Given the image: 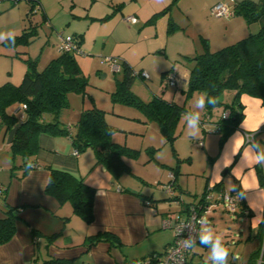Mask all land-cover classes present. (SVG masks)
<instances>
[{
  "label": "crops",
  "instance_id": "crops-1",
  "mask_svg": "<svg viewBox=\"0 0 264 264\" xmlns=\"http://www.w3.org/2000/svg\"><path fill=\"white\" fill-rule=\"evenodd\" d=\"M183 1L56 0L57 6L50 5L49 0H39L41 6L39 10L41 22L53 29L56 22L55 16L63 10V5L68 2L71 15L82 23L79 26L80 29L75 31L73 29L72 34L67 35L81 36L79 54L83 56L82 58L85 59L84 56L88 53L104 52L109 56L117 57L120 62L123 60L131 65L126 51L120 49L118 45L130 42L126 36L136 31L146 43H160V46L161 43H164L167 46L168 21L169 19L175 20L174 22L179 25L177 15L173 11L169 12V6L168 10L153 21L149 19L155 13L168 7L167 5H179L180 9ZM218 1H227L233 7L236 2L241 0H195L194 5L195 3L204 5L206 9L208 5ZM26 3L25 15L29 7L28 1ZM18 8L15 6L10 10H18ZM76 8L79 12L74 14ZM128 15L136 16L137 21H126L125 17ZM186 15L189 18L188 13ZM67 22L70 23L71 20ZM205 22L206 24L199 35L207 39L210 50L215 51L250 33L257 32L264 24V17L252 23H247L240 15H234L230 19L214 17L205 19ZM35 23L37 22L35 21ZM125 23L128 24L125 26ZM189 26V19H187L185 31ZM149 28H152L153 34H148ZM52 34L55 37L53 46L57 52L54 56L56 57L59 54L56 43L60 37L66 35L62 31L56 33L52 31ZM196 49L194 47L193 50H189L188 46L181 45L177 54L192 58L197 54ZM154 52L151 48L147 51V53ZM29 58L32 59L31 56ZM188 65L183 61L182 63L176 62L171 69H168L169 66L162 68L160 81L165 72L172 70L181 77V81L174 87L185 92L189 77ZM25 69L26 67L23 69L24 72ZM17 72L20 73V70ZM12 73L13 70L10 74ZM18 73L16 77H18ZM146 73L148 74L147 71ZM139 77L150 78V76L149 78ZM234 94V90H225L221 95V101L224 104H231ZM238 101L242 105V119L237 128L230 132L222 142H220L219 133H204L202 127L198 138L190 137L187 134L186 122L182 126L180 123L182 118H180L173 143L175 162L176 166L178 165L176 168L168 166L166 169L167 166L163 160L155 158V165H153L155 167H151L152 161L149 159L148 161L151 163L146 165V171L134 172L131 159L124 157L123 160L130 171L115 177L107 171L105 166L96 163V157L91 148H87L76 156L73 154L75 148L68 135L39 134L37 137L38 148L32 157L36 166L31 170H26V159L21 157L19 163L0 173V185L5 188L4 203L7 206L19 208L16 211L15 234L9 241L0 244V264H39L49 258L72 260L73 264H135L137 260L152 253L164 251L165 247L173 240V231L162 227V219L168 214H180L182 205L196 202L207 186L222 187L231 192L236 191L235 188H239V192L247 191L245 196L239 198L246 207L245 211L234 215L240 227L238 228L237 225L234 227V231L231 230V227H224V232L222 231L221 234L223 242L229 250L228 264H264V223H260L255 230L251 227L253 218L258 214H264V165L249 168L241 163V154L247 144V138H249V143L258 141L264 146V104L260 98L246 93L240 94ZM16 107V110L10 109V107L8 111L16 113L17 110H22L20 104ZM189 109L186 110L191 111ZM224 110V105L215 107L208 115L209 118H206L204 109L200 114L201 120L215 124ZM23 114L22 110L20 119ZM105 120L110 124L106 115ZM242 125H245L246 128ZM257 128L259 131L254 132ZM1 130L3 138L7 139L9 131H6L0 124ZM237 131L242 135L244 146L231 153L230 140ZM213 134L219 135L217 148L216 137ZM180 138H185V140ZM200 138L203 139V145L195 143ZM189 141L192 143L190 144ZM198 152H201L204 157L201 167L198 164ZM195 153L197 154L196 159ZM48 166L83 178L86 183L95 187L92 222L87 223L77 216L69 202L60 203L54 196L46 193L45 187L50 177ZM94 166L98 167L99 174L96 176L98 180L92 178L88 182L87 177L91 174V168ZM152 170H155L153 172L156 175L153 179L162 185L163 191V184L169 180V172L175 170V194L181 195L182 204L173 201L166 192L167 196L163 198L161 195H154L147 185L149 184L148 180H146L147 174ZM146 201L149 203L147 204ZM250 201H252L251 206ZM2 207L3 203L0 202V218L5 215ZM222 210H224L222 203H217L211 208V212L205 216L209 225L214 227L218 218L222 217ZM100 231L113 234L118 238L119 244L111 245L106 240L90 238ZM197 244H199L198 241ZM256 251H259L257 257L251 259V255ZM194 255L192 248L188 262L193 264ZM205 261L206 259L201 258L196 264H205Z\"/></svg>",
  "mask_w": 264,
  "mask_h": 264
},
{
  "label": "trees",
  "instance_id": "trees-1",
  "mask_svg": "<svg viewBox=\"0 0 264 264\" xmlns=\"http://www.w3.org/2000/svg\"><path fill=\"white\" fill-rule=\"evenodd\" d=\"M18 1L14 0V2ZM26 1L29 3L26 14L28 22L22 33L15 36V44H11L8 39L3 41L5 44L13 47L27 44L33 33L37 32L36 25H33L34 22L30 16L38 11L35 6L39 4V0ZM168 9L169 6L155 13L149 20L153 21ZM233 11L234 15H240L247 23H252L264 17V0L238 1L233 5ZM176 28H178L176 23L169 19L167 31L170 33ZM71 36L75 39L78 51L59 52L40 71L36 70V62L33 59L25 58L23 61L26 69L20 83L13 84L7 81L0 85V124L9 131L15 124L20 123L9 144L13 156L20 155L25 159L33 157L38 148L37 137L41 133L53 136L68 135L78 153L91 148L94 151L96 163L105 166L107 171L118 177L123 172L130 171L123 160L124 157L135 158L138 152L112 140L114 127L106 122L104 110L96 106L83 109L74 134L71 133L69 126L63 125L59 120L62 109L69 104L68 93L85 92L88 83L75 56L80 53L81 36ZM201 43L202 52L192 58L186 57L189 61V77L185 93L188 97L193 92H206L218 98L215 106L206 104V115H209L213 108L224 105L228 115L225 118L220 117L217 121L220 127V142H222L237 128L242 119V105L238 101L240 94L246 93L258 97L264 104V24L257 32L250 33L215 51L210 50L207 39L201 38ZM120 66L122 77L116 80V88L111 93V99L114 102L139 108L147 118L157 122L165 141L173 144L181 114L187 112L184 105L170 102L161 96H154L147 102L141 100L131 90L134 79L139 76L140 71L134 70L123 60ZM225 90L235 91L231 104H224L221 101V95ZM19 104L26 105L21 119L16 113L8 111L11 106ZM47 168L50 170V177L45 187L46 193L54 196L60 203L69 202L77 216L87 223L92 222L95 187L67 171L51 166ZM172 171L176 175L175 170ZM235 190V193L239 192V188ZM4 200L5 188L1 185L0 202L3 203L5 215L0 218V244L9 241L15 234L16 211L19 209L7 206ZM245 209L246 207L239 199V210L236 214L244 212ZM90 238L106 240L111 245L119 244L118 238L107 231H100ZM258 253L259 251L254 252L251 259H255ZM73 263L72 260L49 258L39 264Z\"/></svg>",
  "mask_w": 264,
  "mask_h": 264
},
{
  "label": "rangeland",
  "instance_id": "rangeland-1",
  "mask_svg": "<svg viewBox=\"0 0 264 264\" xmlns=\"http://www.w3.org/2000/svg\"><path fill=\"white\" fill-rule=\"evenodd\" d=\"M194 2L195 0H184L182 2L183 5H180V9L179 5H167L170 6L169 12L173 11L177 15V22L182 26L180 28V26L176 24L178 29H175L168 34L167 46L164 43H161V46L160 43H146L136 31H133L126 36L130 42L118 45L120 49L126 51L127 57L134 70H146L150 76L149 79H142L139 76H136L134 79L131 90L141 100L147 102L154 96H161L170 102L184 105L187 110L189 108L191 111L196 110L194 108L195 100L200 94H202V92H193L187 97L186 93L180 90V88L164 86L160 81L162 68L169 66L168 69H171L172 65L176 64V62L182 63L184 61L186 64H189L188 58L177 54L181 45L188 46L189 50H193L194 47H196L197 54L202 52L203 46L201 38L204 37L199 34H201L200 32L206 24L205 19L214 18L210 13V7L213 4L208 5L205 9L204 5H197V3L194 5ZM49 3L50 5H57L56 0H49ZM26 4L25 0H19L17 3H15L14 0H0V33H7L9 31L15 32L16 35L22 33L24 26L28 22L24 12ZM68 5V2L65 3V5H63V10L55 16L54 20L56 22L55 25H53V29L52 27H47L41 22L40 10L31 15L30 17L32 18V22H34L33 25H36L37 32L33 33L27 44H19L18 46L13 47L5 44L3 42L5 39L0 40V85L7 81L13 84L20 83L24 74L23 69L26 67L23 61L24 58H29V56H31L36 62V70L38 71L42 70L48 64V62L57 54L56 49L53 46L55 37L52 34V31H54V33L62 31L64 35H67L72 34L73 29L74 31L80 29L79 26L82 22H78V19L71 15ZM15 6L19 7L18 10H10ZM77 9L78 8L73 12L74 14L75 12H79ZM186 13H188L189 18ZM187 19H189L190 26L185 31L184 27ZM70 20L71 22L68 23L67 21ZM35 21L37 23H35ZM127 24L128 23H125V26ZM149 29L148 34H153L152 28ZM150 48L155 52L147 53ZM85 52L87 53V51ZM75 56L82 73L88 79V83L85 87V92L72 91L68 93L69 104L66 108L62 109L59 116L61 123L70 126L71 131L74 134L76 131L75 124L84 107L90 108L96 106L102 108V110L106 112L105 115L107 121L114 127L112 140L135 149L138 152L135 158L127 157L128 159H131L134 172L141 173L146 171V165L151 163V161V167H155L153 166L155 165V158H159L158 160L160 161L163 160L164 164L167 166L166 169H168V166L176 167V156L174 154L173 144L165 141L157 122L147 118V116L136 106L122 102H114L111 99V93L116 88V80L122 77V71L114 72L110 69L107 63L103 64V58L109 56L108 53H88V55L84 56L86 57L85 59H83V56L78 53ZM12 70L13 73L10 74ZM18 70H20V73L17 72ZM17 73L18 77H16ZM16 106H11L10 109L16 110ZM203 110H199L200 114ZM21 113L22 110L16 111L18 117L21 116ZM180 123L183 126L185 121L181 119ZM213 135L216 137L217 148L219 135ZM180 139L183 141L185 140V138ZM189 143L191 144L192 142L189 141ZM197 148L199 147L197 146ZM198 155V164L199 167H201L204 162V157L201 152H198ZM20 158V155L13 156L10 145L6 142V139L3 138V131L1 130L0 173H3L9 167H12L13 164L19 163ZM196 158L197 154L195 153V159ZM149 159L151 161H148ZM153 171L155 170H152V172L147 174L148 178L146 180H148L149 183L147 185L151 188L154 195H161V198L166 197L167 195L165 194V191L161 188L162 185L157 183V180H154L156 175ZM98 174V167L94 166L91 168V174L88 175L87 181L90 182L92 178L93 180H98L96 177ZM153 182L157 184H154ZM222 207L224 209L223 204ZM221 214L222 217L218 218L214 227L213 225L211 226L216 234L222 236L221 233L224 232V227H231V230L234 231V227L238 225V222L237 218L234 216L235 214L229 213L225 209L221 211ZM201 227L202 226H200L199 231L201 230ZM237 227L239 228L240 225ZM193 251L195 253L192 259L193 264L198 263L201 258L207 259L209 255V249L199 244H196Z\"/></svg>",
  "mask_w": 264,
  "mask_h": 264
},
{
  "label": "built area",
  "instance_id": "built-area-1",
  "mask_svg": "<svg viewBox=\"0 0 264 264\" xmlns=\"http://www.w3.org/2000/svg\"><path fill=\"white\" fill-rule=\"evenodd\" d=\"M40 8V4L35 6L37 10ZM210 13L214 17H223L225 19H230L234 16L233 7L227 1H218L213 4L210 7ZM125 20L136 22L137 17L128 15L125 17ZM56 48L58 52L78 51L75 39L71 35L60 37L59 41L56 43ZM103 60L109 65L112 71L119 72L121 70L120 60L117 57H104ZM139 76L149 78L146 71H140ZM180 80L181 77L170 70L164 74L162 84H164V86L174 87ZM20 108L23 110L26 108V105L20 104ZM227 115L228 111L224 110L221 114V118H225ZM206 118H209V116L207 115ZM201 127L204 133L220 132V127L217 123L209 124L207 120H201ZM202 140L203 139L200 138L195 141V143L203 145ZM73 154L77 156L78 151L74 149ZM168 176L169 180L163 184V189L173 201L182 204L183 200L181 195L175 194V175L173 171H170ZM146 203L148 204L149 201H146ZM217 203H222L224 209L232 214H236L239 210V198L235 192L228 191L222 187L214 188L213 186H207L196 202L184 203L182 205L180 214H168L162 219V227L169 228L173 231V240L165 247L164 251L160 254L152 253L143 259L137 260L135 264H187L191 249H185L182 241L187 237L190 230L193 231V234L199 232L201 225L198 221L201 218H205V216L211 212V208Z\"/></svg>",
  "mask_w": 264,
  "mask_h": 264
},
{
  "label": "clouds",
  "instance_id": "clouds-1",
  "mask_svg": "<svg viewBox=\"0 0 264 264\" xmlns=\"http://www.w3.org/2000/svg\"><path fill=\"white\" fill-rule=\"evenodd\" d=\"M15 32L9 31L7 33H0V40L8 39L11 44H15ZM218 103V98L210 96L206 92L199 95L195 100L194 108L196 110L187 111L181 114V118L186 122L187 134L192 138H198L201 129V116L200 111L207 105L215 106ZM242 127L246 128L245 125ZM259 128L254 132H258ZM254 136V135H253ZM244 146L242 135L239 131L235 132L230 140L231 153H234L236 149ZM241 163L251 168L256 165H264V146L258 141L253 143L248 142L244 146V151L241 154ZM36 165L32 157L26 158V170H31ZM247 191H240L237 193L238 198L245 196ZM252 201H250L251 206ZM254 211L257 209H253ZM261 213V211H260ZM199 224L202 226L201 230L193 234V231H189L187 237L182 241L185 249H192L196 246L197 241L199 244L204 245L209 249V255L205 261V264H228L229 250L223 242V237L216 234L213 227L208 224L205 218H201ZM260 223H264V214H258L253 218L251 227L253 230L257 229Z\"/></svg>",
  "mask_w": 264,
  "mask_h": 264
},
{
  "label": "water",
  "instance_id": "water-1",
  "mask_svg": "<svg viewBox=\"0 0 264 264\" xmlns=\"http://www.w3.org/2000/svg\"><path fill=\"white\" fill-rule=\"evenodd\" d=\"M19 126H20V123H17L9 130L8 135H7V139H6L7 143L10 144L12 142L14 134L17 131Z\"/></svg>",
  "mask_w": 264,
  "mask_h": 264
}]
</instances>
